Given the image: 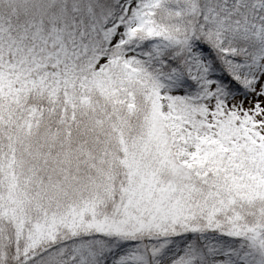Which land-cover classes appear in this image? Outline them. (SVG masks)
<instances>
[{"label": "snow or ice", "instance_id": "snow-or-ice-1", "mask_svg": "<svg viewBox=\"0 0 264 264\" xmlns=\"http://www.w3.org/2000/svg\"><path fill=\"white\" fill-rule=\"evenodd\" d=\"M0 264H264V0H0Z\"/></svg>", "mask_w": 264, "mask_h": 264}]
</instances>
